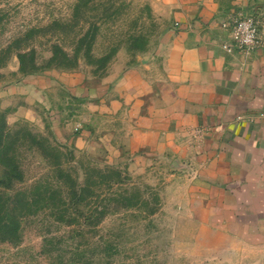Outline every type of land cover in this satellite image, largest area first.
I'll return each instance as SVG.
<instances>
[{"label": "rangeland", "instance_id": "1", "mask_svg": "<svg viewBox=\"0 0 264 264\" xmlns=\"http://www.w3.org/2000/svg\"><path fill=\"white\" fill-rule=\"evenodd\" d=\"M151 1L0 0V177L11 165L21 173L0 184V217L18 226L0 241V264H264L256 232L232 237L207 221L182 169L161 159L131 168L128 156L114 163L98 145H72L77 120L95 130L112 125L113 115L98 118L61 81L77 74L97 84L129 66L151 71L164 32ZM108 168L122 176L111 190ZM86 184L95 193L74 202L70 187ZM124 188L132 195L120 201L132 206L80 223L77 211ZM240 204L238 217L264 231V206Z\"/></svg>", "mask_w": 264, "mask_h": 264}, {"label": "crops", "instance_id": "2", "mask_svg": "<svg viewBox=\"0 0 264 264\" xmlns=\"http://www.w3.org/2000/svg\"><path fill=\"white\" fill-rule=\"evenodd\" d=\"M150 5L164 31L151 71L129 66L91 85L77 74L61 79L98 118L113 115L112 125L98 123L95 130L77 120L81 129L72 145L85 150L98 145L114 163L128 156L131 168L161 159L182 169L191 175L207 221L215 227L223 223L232 237L256 232L264 255V231L243 222L236 210L242 200L264 206V118L258 116L264 109V0H152ZM230 16L257 20V46L221 49V24Z\"/></svg>", "mask_w": 264, "mask_h": 264}, {"label": "trees", "instance_id": "3", "mask_svg": "<svg viewBox=\"0 0 264 264\" xmlns=\"http://www.w3.org/2000/svg\"><path fill=\"white\" fill-rule=\"evenodd\" d=\"M96 173L100 176L104 174L100 170H97ZM105 173H108V175L106 174L108 180L104 184H106V187L109 188V190H111L112 185L122 183L121 172L118 169L108 168ZM12 180H21V173L15 165H11L8 171L6 170L2 173V176L0 177V184H7ZM95 184L96 183L94 181H91L90 185ZM90 185H80L77 188L70 187V198L74 199V202L76 201L78 204L81 203L84 200L83 197H85V193H95L93 190H91ZM110 192V196L104 198L102 204L89 208L85 213L82 211H77L80 223L92 224V222H98L110 209L114 208L116 204L122 207L132 206L127 202L129 200V195H132L131 191L124 188L119 192ZM120 200H127V203H124V201ZM17 227V221L13 217H0V241L11 240V238L16 236Z\"/></svg>", "mask_w": 264, "mask_h": 264}, {"label": "built area", "instance_id": "4", "mask_svg": "<svg viewBox=\"0 0 264 264\" xmlns=\"http://www.w3.org/2000/svg\"><path fill=\"white\" fill-rule=\"evenodd\" d=\"M221 27L225 31V38L220 47L227 53L248 51L258 45V22L253 16H230L222 22ZM258 116L264 118V109Z\"/></svg>", "mask_w": 264, "mask_h": 264}]
</instances>
